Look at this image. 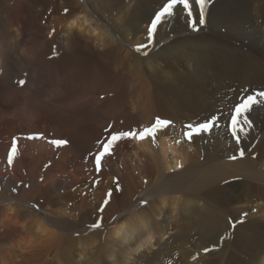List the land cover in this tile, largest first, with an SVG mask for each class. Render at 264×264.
Returning <instances> with one entry per match:
<instances>
[{
  "label": "bare ground",
  "instance_id": "6f19581e",
  "mask_svg": "<svg viewBox=\"0 0 264 264\" xmlns=\"http://www.w3.org/2000/svg\"><path fill=\"white\" fill-rule=\"evenodd\" d=\"M165 2L0 0V264H17L37 238H69L54 264H78L97 238L107 239L94 264H154L163 253L148 255L154 245L173 247L196 235L206 242L224 231L235 251L252 254L246 261L234 252L224 264H264V108L250 115L255 126L242 158L223 128L174 142L186 122L227 111L245 89L264 90V0H211L199 31L180 14L158 29L145 56L135 46L146 42ZM77 17L94 23L70 27ZM157 116L175 123L159 134V146L122 142L102 173L94 172L90 154L109 124L127 130ZM31 133L69 143L56 148L22 138L8 167L12 138ZM255 203L258 213L235 227L221 213L227 208L239 218ZM100 215L113 227L90 229Z\"/></svg>",
  "mask_w": 264,
  "mask_h": 264
},
{
  "label": "snow or ice",
  "instance_id": "6c2138e0",
  "mask_svg": "<svg viewBox=\"0 0 264 264\" xmlns=\"http://www.w3.org/2000/svg\"><path fill=\"white\" fill-rule=\"evenodd\" d=\"M211 0H166L162 7L154 14L147 27L146 42L135 46L137 52H143V55H148V49L154 47L157 43L156 37L158 29L166 22L170 23L178 15L183 14L188 27L193 31H199L201 26L206 23V15L208 5ZM65 13L69 12V9H64ZM94 21L87 17H77L74 19L70 27L79 28L81 31L84 27L90 26ZM55 33V29H52L49 35ZM56 45H53V56H58L59 53L55 50ZM51 58V57H50ZM27 74H25L26 76ZM25 79H20L17 83L21 86L26 84ZM245 95L240 97L237 102L231 105L227 111L223 108L217 110L215 113L210 114L208 117L197 121L196 123L188 122L183 125L181 129V136L174 142L180 144L182 142L191 143L196 138H203L205 134L211 135L214 130L223 128L227 133H230L232 141L237 146L239 157L245 156L246 146L243 145V139L247 137L251 130L254 128V121L250 118V115L256 106L264 108V90H254L248 93V90H244ZM121 124L123 121L120 122ZM175 128L174 121L170 119H164L157 116L154 121L148 126L131 127L127 130L117 129L113 124H109L105 129L107 136L104 139L97 140V151L91 153L93 162V170L98 175L102 173L104 164L107 159L114 157L117 154V148L122 142L131 141H147L157 146L158 136L160 133ZM243 133V136L241 135ZM26 140H45L56 148H62L68 145L67 139H47L44 133H31L25 137L14 136L10 143V147L7 152L6 163L8 167H12L20 154L19 142L21 139ZM231 159H237V156L230 157ZM183 165L177 162V167ZM47 167V165L45 166ZM43 179V177H41ZM94 185L100 183V179L97 178L93 181ZM114 185L117 191H122V188L118 180H114ZM16 189H13L15 191ZM112 189H109L105 194L102 204L98 207L97 211L103 213L106 207L109 205L112 199ZM141 203L147 204V200H142ZM37 209L39 205H35ZM244 215H247L246 213ZM242 222V221H240ZM235 227V223L232 224ZM103 227V216L100 215L96 222L89 226L90 229H96ZM215 247V246H213ZM211 248H204L203 251L208 253L212 251ZM196 257H193L195 259Z\"/></svg>",
  "mask_w": 264,
  "mask_h": 264
},
{
  "label": "rangeland",
  "instance_id": "374dc122",
  "mask_svg": "<svg viewBox=\"0 0 264 264\" xmlns=\"http://www.w3.org/2000/svg\"><path fill=\"white\" fill-rule=\"evenodd\" d=\"M129 0H126V2H128ZM188 123V122H186ZM185 123V124H186ZM201 157H204V155H201ZM138 202V201H137ZM256 203L254 204V207L251 208V210H249V212L247 211L246 214L247 215H244L245 213H242L240 217V220H238L239 218L237 217H232L231 215H233L231 213L230 210H228L227 208H225L224 210L226 211H222L220 209V212L223 213L222 215L225 216V218H228V217H231V218H228V222L230 223V226L235 223V225H239L241 223H243L244 220H247V218H250V214L253 213H258L259 211V208L255 206ZM223 210V209H222ZM255 212V213H254ZM227 213V214H226ZM250 213V214H249ZM226 214V215H225ZM228 216V217H226ZM236 219V220H235ZM233 222H232V221ZM240 221H242L241 223H239ZM107 222V223H106ZM113 223L112 221H105L104 224H103V227L104 228H112L113 227ZM263 225V223H261V226ZM233 227V226H232ZM225 232V231H224ZM223 232V236H220L217 237V238H207V241L206 242H202V239H198L196 237H198L197 235L195 236V238H189L188 240L189 241H185V242H179V244H175L176 246L173 245L172 246H169L168 248L161 245L158 246V245H154V249H150L151 251H148V255H152L153 251H158L160 249H162L161 251H163V253L160 254V257H159V263H154V264H203L204 262H209L208 264H224L223 262L225 261L226 258H228L231 254H233L234 252L235 253H238L239 254V257H241L242 259L244 260H248V261H252V257H251V252H243V251H235L234 249V240L235 238H232L230 235H229V232L226 231V233ZM231 238H230V237ZM229 237V238H228ZM17 239H20V238H17ZM44 239L45 238H37L36 240V243L32 244V246L28 247V249H25L24 252L20 253L21 256H18V262L17 264H27V263H31V264H54L57 260V258L59 257L60 253H61V249L63 248L64 246V243L69 239V238H50L48 241H45V244H44ZM47 239V238H46ZM105 239V240H104ZM97 238V241L95 240L96 243H92L89 247V254L88 252L86 253V255L79 259L78 260V264H94V258L97 257L98 259H102V256H103V249L105 247V241L107 238ZM167 239V238H166ZM192 239V240H191ZM198 239V240H196ZM41 240V242L39 243V241ZM103 240V241H102ZM208 240H210L208 242ZM50 241V242H49ZM56 241V242H55ZM194 241H197L196 243ZM199 242V243H198ZM42 243V244H41ZM185 244V246L183 244ZM191 243V244H190ZM233 243V244H232ZM183 247H182V245ZM196 244V245H195ZM34 245V246H33ZM39 245H40V248H39ZM42 245V246H41ZM58 245V246H56ZM233 245V246H232ZM44 246V247H43ZM46 246V247H45ZM158 246V248H157ZM196 246V247H195ZM198 246V247H197ZM215 246V247H213ZM172 247V249H171ZM175 247V248H174ZM179 248V251L177 250ZM182 247V248H181ZM189 247V248H188ZM31 248V250H30ZM167 248V249H166ZM187 248V249H186ZM204 248H211L213 249L212 251L208 252V253H205L203 251ZM166 249V250H165ZM169 249V250H168ZM192 249V250H191ZM28 250V251H26ZM183 250V251H181ZM30 251V252H29ZM182 253H181V252ZM50 252V254H49ZM97 252V253H96ZM182 254H180V253ZM243 252V253H242ZM25 253V254H24ZM170 253V255L168 254ZM173 253V254H172ZM179 253V254H178ZM187 254V255H184V254ZM25 256H24V255ZM169 256H168V255ZM175 254V255H174ZM178 254V255H176ZM249 254V256H248ZM251 254V255H250ZM89 255V256H88ZM97 255V256H95ZM180 255V256H179ZM179 256V257H178ZM186 256V257H185ZM57 257V258H56ZM87 257V258H86ZM90 257V258H88ZM172 257V258H171ZM185 257V258H184ZM187 257L190 261L187 260ZM192 257V258H191ZM193 257H196L195 259H193ZM246 257V258H245ZM247 257H249L247 259ZM95 258V260L97 259ZM166 258H171V260L167 259ZM251 258V259H250ZM28 259V260H26ZM37 259V260H36ZM162 259V260H161ZM165 259V260H164ZM201 261H200V260ZM21 260V261H20ZM198 260V261H197ZM28 261V262H27ZM88 261V262H87ZM194 261V262H193ZM196 261V262H195ZM163 262V263H162ZM190 262V263H189ZM253 263H256L254 262L253 260Z\"/></svg>",
  "mask_w": 264,
  "mask_h": 264
}]
</instances>
